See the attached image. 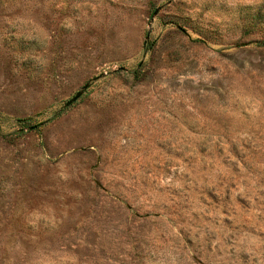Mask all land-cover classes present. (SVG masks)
<instances>
[{
    "label": "rangeland",
    "instance_id": "obj_1",
    "mask_svg": "<svg viewBox=\"0 0 264 264\" xmlns=\"http://www.w3.org/2000/svg\"><path fill=\"white\" fill-rule=\"evenodd\" d=\"M0 264H264V0H0Z\"/></svg>",
    "mask_w": 264,
    "mask_h": 264
},
{
    "label": "water",
    "instance_id": "obj_2",
    "mask_svg": "<svg viewBox=\"0 0 264 264\" xmlns=\"http://www.w3.org/2000/svg\"><path fill=\"white\" fill-rule=\"evenodd\" d=\"M158 9L159 8H156V9H154V11L152 12V15L151 16H154L155 14H156V12L158 11ZM147 37H145V39H146ZM88 87V83H85V84H83L81 87H80V89L79 90H77L74 94H73V96L70 98V99H68L67 101H65V103H63V105L61 106V108H65V107H67V106H69V105H71L72 103H74L81 95H82V93H83V91L86 89ZM34 127L32 126V127H30L29 129H33Z\"/></svg>",
    "mask_w": 264,
    "mask_h": 264
}]
</instances>
